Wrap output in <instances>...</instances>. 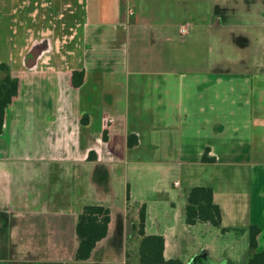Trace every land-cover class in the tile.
Wrapping results in <instances>:
<instances>
[{
    "label": "crops",
    "instance_id": "0c3cea01",
    "mask_svg": "<svg viewBox=\"0 0 264 264\" xmlns=\"http://www.w3.org/2000/svg\"><path fill=\"white\" fill-rule=\"evenodd\" d=\"M140 5L0 0V64L18 79L0 133V264L103 263L139 222L141 205L136 216L129 208V182L123 208L113 201V169L125 161L149 160L156 169L221 166V183L209 186L222 227L227 215L248 218L249 227H260L258 248L264 250L257 215L264 219V72L235 87L222 76L212 85L197 78L193 90L182 81L174 93L165 62L151 57L155 35L140 33ZM259 60L242 62L263 67ZM130 134L138 137L133 147ZM207 147L214 162L202 161ZM68 167L75 170L71 183L64 179ZM238 172L245 176L244 192L233 181L228 186ZM88 204L109 208L111 219L91 257L78 261L76 222Z\"/></svg>",
    "mask_w": 264,
    "mask_h": 264
},
{
    "label": "rangeland",
    "instance_id": "374dc122",
    "mask_svg": "<svg viewBox=\"0 0 264 264\" xmlns=\"http://www.w3.org/2000/svg\"><path fill=\"white\" fill-rule=\"evenodd\" d=\"M140 9L143 25L140 33L143 37L155 35L158 46L151 57H160L165 62L162 70L167 74V87L174 93L180 91L182 81L183 86L188 85L193 90L191 84L197 78L208 79L207 85H212L217 76H222L224 80L230 79L224 83L235 87V84L245 85L246 76L264 72V66L242 62L244 59L252 63L259 58L264 64V0H141ZM183 26L188 28L187 34L181 32ZM207 102L205 100L206 106ZM163 166L167 168L156 169L149 160L117 164L113 169L116 177L113 179L116 190L113 201L118 208L126 203L129 182V208L136 216L139 206L145 204V233L164 236L166 259H176L179 261L176 264H189L196 258H201L200 264H246L249 258L248 218L227 215L223 227L233 226L234 229L226 232L209 223L191 226L185 223L189 186L217 187L221 183L217 178L225 169L212 163ZM237 169L242 173L245 170ZM74 176L73 167L65 169V182L74 180ZM88 177H91L89 172ZM244 177L239 173L227 179L228 186L233 181L237 189L244 192ZM175 181L180 185L176 186ZM257 213L264 224L259 211ZM140 239L137 225L136 232L124 242L121 240L118 250L113 248L103 263L91 264H142ZM105 243L99 244L98 251L103 250ZM261 244L264 246V235Z\"/></svg>",
    "mask_w": 264,
    "mask_h": 264
},
{
    "label": "trees",
    "instance_id": "16d2710c",
    "mask_svg": "<svg viewBox=\"0 0 264 264\" xmlns=\"http://www.w3.org/2000/svg\"><path fill=\"white\" fill-rule=\"evenodd\" d=\"M77 73L74 72V76ZM81 79L83 73L79 72ZM74 84L78 82L74 79ZM18 93V79L12 76L11 68L7 63L0 64V133L3 131L6 109ZM138 144V137L134 134L128 136V146ZM207 147L202 157L203 162H214L215 158L209 156ZM128 196V194H127ZM147 210L145 204L139 209L138 234L141 237L139 243V258L142 264H176V259H166L164 256L165 238L162 235H146L145 222ZM185 223L189 226L197 223H209L220 228L222 232L230 228L222 227V209L214 201L213 189L210 186H194L187 192V203L184 209ZM109 208L97 205H85L78 215L76 222V235L78 244L75 251V259L88 260L96 244L106 237L110 223ZM261 229L258 225L249 227V258L246 264H264V250L258 248L257 236Z\"/></svg>",
    "mask_w": 264,
    "mask_h": 264
},
{
    "label": "built area",
    "instance_id": "2783aa9c",
    "mask_svg": "<svg viewBox=\"0 0 264 264\" xmlns=\"http://www.w3.org/2000/svg\"><path fill=\"white\" fill-rule=\"evenodd\" d=\"M130 14H132V12H130ZM181 32H182L183 34H187V33H188V28L185 27V26H183V27L181 28ZM110 121H112V119H110ZM176 185H178V183H176Z\"/></svg>",
    "mask_w": 264,
    "mask_h": 264
},
{
    "label": "flooded vegetation",
    "instance_id": "af4514ba",
    "mask_svg": "<svg viewBox=\"0 0 264 264\" xmlns=\"http://www.w3.org/2000/svg\"><path fill=\"white\" fill-rule=\"evenodd\" d=\"M194 261H196V263L193 262V264H200V263H202L201 258L200 259L196 258Z\"/></svg>",
    "mask_w": 264,
    "mask_h": 264
},
{
    "label": "water",
    "instance_id": "95a60500",
    "mask_svg": "<svg viewBox=\"0 0 264 264\" xmlns=\"http://www.w3.org/2000/svg\"><path fill=\"white\" fill-rule=\"evenodd\" d=\"M194 263H196V261H194Z\"/></svg>",
    "mask_w": 264,
    "mask_h": 264
}]
</instances>
